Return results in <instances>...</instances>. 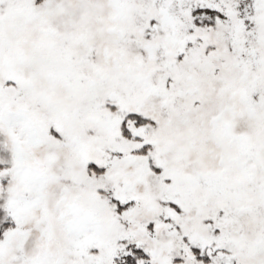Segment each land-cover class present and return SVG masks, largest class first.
Returning <instances> with one entry per match:
<instances>
[{
    "label": "snow or ice",
    "instance_id": "snow-or-ice-1",
    "mask_svg": "<svg viewBox=\"0 0 264 264\" xmlns=\"http://www.w3.org/2000/svg\"><path fill=\"white\" fill-rule=\"evenodd\" d=\"M0 264H264V0H0Z\"/></svg>",
    "mask_w": 264,
    "mask_h": 264
}]
</instances>
